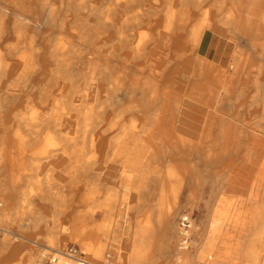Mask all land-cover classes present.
<instances>
[{"label":"bare ground","instance_id":"bare-ground-1","mask_svg":"<svg viewBox=\"0 0 264 264\" xmlns=\"http://www.w3.org/2000/svg\"><path fill=\"white\" fill-rule=\"evenodd\" d=\"M115 58H121L117 65ZM185 103L205 110L196 140L176 129L186 121ZM0 105L18 124H13V135L18 137L20 156L44 161L34 167L44 173L48 163H61L66 157L71 160V176L81 170L101 171L102 154L120 157L130 144L146 143L153 134L167 140L181 161L159 176L165 183L158 199L165 208V231L176 255L159 264H199L210 243L193 256L188 252L195 232L192 222L180 215V223L187 217L190 227L180 228L177 223L183 185L187 187L184 206L195 198L192 158L210 139L221 148L209 150V161L232 152L229 166L238 160L253 163L257 149L264 147V138L256 137L258 129H264L262 0H0ZM102 130L114 139L111 146L103 144ZM250 138L252 146L242 151ZM139 158L123 164L139 170ZM22 167L25 171L27 165ZM263 173L264 161L254 185H260ZM167 176L176 181L170 188ZM17 183L16 175L0 172L4 201L0 226L9 222L15 205L9 186ZM99 192L94 181L85 198L93 210L82 217L83 222L76 218L70 226L61 225L58 236L52 235V227H39V216H30L34 228L51 233L45 238L47 244L30 241L42 248L40 260L45 251H61L66 244L79 245L89 264L105 260L108 247L101 236L109 234V224L98 218ZM254 192L251 189L248 200ZM228 197L238 202V197ZM16 199L32 205L55 200L49 183ZM4 233L0 262L18 254L20 245L12 240L23 238L13 233L11 239L10 231ZM151 242L150 229L139 227L131 251L118 254L116 264H158L167 255L166 244H158L155 254ZM236 247L240 248L239 242ZM30 258L13 260L37 264ZM216 258L208 264H218Z\"/></svg>","mask_w":264,"mask_h":264},{"label":"rangeland","instance_id":"rangeland-1","mask_svg":"<svg viewBox=\"0 0 264 264\" xmlns=\"http://www.w3.org/2000/svg\"><path fill=\"white\" fill-rule=\"evenodd\" d=\"M262 11L264 13V0H262ZM102 51L106 52L107 49ZM245 52H248L247 49H245ZM114 60V64L117 65L121 58H115ZM115 69H113L114 72H116ZM8 114L7 109L0 105V172L5 173L7 176L16 175L18 183L9 186V194H13L15 205L10 213L9 222L4 226H0V252L3 246L1 239L4 237V230L11 232L10 235L8 234V236L12 235L11 239L13 238V233L23 238H19V241L12 240V244L20 245L18 254L9 255L0 264H6L9 260L12 261L11 264H18V262H14L16 256L21 260H27L33 256L37 264L41 263L43 258L40 260L39 257L42 248L32 244L30 241L37 240L40 243H46L45 238H48L51 233L45 228L41 229V231L34 228L33 219L30 216H33V214L37 217L39 216L41 218L39 227H45V225L52 227V235L58 236L61 225L70 226L76 218H81L80 221L83 222L84 218L82 217L93 210L92 204L87 202L85 198L88 197L94 181H96L100 190L98 195L101 197V213H99L98 218H101L102 222L109 224V234L101 236L108 247L105 260L94 264H116V256L118 254L131 251L134 238L137 235L138 228L141 226H146L150 229L152 253L158 254L155 249L158 244H166L167 255L164 258H160L158 264L176 255V252L171 249L170 237L165 231L166 224L163 212L165 208L158 199V185H156L158 176H164L165 172L169 173V168L176 167L181 161L179 160V155L170 151L167 140L162 141L159 136L153 134L146 143L130 144L123 154L136 160L140 157L139 160L141 159L140 163L142 165L140 166L141 169L138 170V175L152 174L155 183L147 189L144 188V190L126 188V193L121 196V199L126 197L127 200H120V194L113 196L112 193H107V197L108 195L112 197L110 201L104 202L103 185L101 188V181H104V171L111 169L125 172V170L130 168L125 167L123 162L107 161L106 159L112 157L108 158L107 155L102 154L101 171L97 169L89 172L81 170L71 176L68 174L71 160L66 157L61 163L56 161L51 164L48 163V172H41L40 169H35L34 167H39L41 163L45 164L44 161H34L20 156L18 151H20L21 147L18 145V137L16 138L13 135V132H15L13 124H18L14 119H9ZM254 121L251 120L249 125L253 127L252 123ZM258 130L256 137L264 138V129L259 128ZM213 134L214 136L218 134V128H214ZM10 135L13 136V139H10ZM101 139L103 144L105 143L107 146H111L114 143V139L103 130L101 131ZM252 140V138L246 140L241 150L243 151L247 146H252L250 145ZM220 148L221 145L216 142V139H210L204 145L202 153L192 158L196 165L194 172L197 177V182L191 185L193 189H196L195 198H193L188 207L184 206L187 187L183 185V193L178 204L181 209L177 217L179 227L182 228L180 226V215H187L195 231L189 239L188 252L194 256L197 253H201L204 250V246L210 243L204 260H200L199 264H208L213 260L215 261V256L217 255L219 257L218 259L216 258L218 264H227L230 257L237 254L241 248V240L248 234L250 228L248 223L255 222L258 219L264 220V173L260 185L253 184L259 167L264 161V147L257 149L253 163L246 162L245 164L243 162V164L242 161L238 160L232 166L227 165L233 157L232 152L230 154H220L214 162L209 161L206 156L209 150ZM141 154H144V157ZM24 164L27 165L25 171L22 169ZM167 177L169 181H167L166 186L169 185L170 188L176 181L171 176ZM46 183L50 185V191L55 198L54 203L32 205L23 201L19 202L16 199L21 194L36 193ZM251 189L255 190L252 201L248 200ZM131 192L133 195H130ZM222 195L225 196L224 199H221ZM228 196L238 197V202L233 201ZM146 200L150 202L147 204V210L149 205H154L152 211L146 212ZM208 201L210 202L209 204H207ZM0 202H4L1 196ZM258 214H260L259 217L257 216ZM159 215H162V217ZM255 231L251 238L253 242L260 235L257 230ZM238 242L240 243V248L237 249L236 244ZM68 245L77 246L81 250L77 244H66L61 249ZM123 247L125 248L123 249ZM55 249L58 250V248ZM44 253L47 254L48 252L45 251ZM258 255L257 252H252L249 257V263L257 264ZM236 263L234 258L228 262V264Z\"/></svg>","mask_w":264,"mask_h":264},{"label":"crops","instance_id":"crops-1","mask_svg":"<svg viewBox=\"0 0 264 264\" xmlns=\"http://www.w3.org/2000/svg\"><path fill=\"white\" fill-rule=\"evenodd\" d=\"M242 49H246L247 45L241 44ZM204 112L205 110L200 108L199 105H196L194 103H185V107L183 108V117L185 116V120L183 123H180L177 125V130H183L185 135H191L190 137H194L195 140L198 139L201 130H202V123L204 119ZM109 158V157H108ZM107 161H116V162H126V161H132V157H127L125 154L121 155L120 157H113L106 159ZM138 169H132L130 168L129 170H105L104 171V181H101V188L103 185V190H104V202L110 201L111 200V195L107 197V193H112L113 196L116 194L119 195V199H121V196L126 193L125 189L130 188V189H138L140 188L141 190L147 189L150 185L154 184V176L148 175L145 173L144 175H138ZM129 178V180H127ZM140 178V180H139ZM156 185H158V191L157 193L159 194L161 189L164 188V183L160 182L159 176L158 180L156 182ZM130 195H133L132 192ZM135 196V195H134ZM150 202L146 200V212L149 210L152 211L154 208V205H149L148 210H147V204ZM110 208V207H109ZM251 221V220H250ZM249 231L246 236H244L241 240V248L239 249L238 253L231 256L229 261L231 259H236V264H250L249 263V257L251 256L252 252H257L258 255V260L257 264H263L264 261V220L258 219L255 222L248 223ZM260 234L257 237V240L254 242L251 240L253 237L252 235L256 232ZM262 234V235H261ZM238 260V261H237ZM228 261V262H229ZM227 262V264H228Z\"/></svg>","mask_w":264,"mask_h":264},{"label":"built area","instance_id":"built-area-1","mask_svg":"<svg viewBox=\"0 0 264 264\" xmlns=\"http://www.w3.org/2000/svg\"><path fill=\"white\" fill-rule=\"evenodd\" d=\"M180 226L185 229L190 227L187 217L182 219ZM39 264H89V262L85 260L83 253L77 246L68 245L61 251H48Z\"/></svg>","mask_w":264,"mask_h":264}]
</instances>
